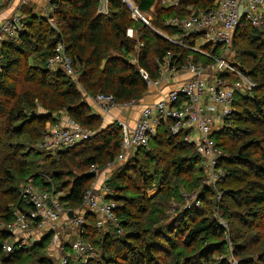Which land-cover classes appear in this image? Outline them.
I'll list each match as a JSON object with an SVG mask.
<instances>
[{
	"label": "trees",
	"instance_id": "trees-1",
	"mask_svg": "<svg viewBox=\"0 0 264 264\" xmlns=\"http://www.w3.org/2000/svg\"><path fill=\"white\" fill-rule=\"evenodd\" d=\"M129 1L141 14L151 16L149 26L136 22L122 0H108L106 15L97 14L98 0H59L50 14L56 29L46 18L29 15L25 7L20 10L26 15L25 31L0 48V223H13L17 209L33 212L21 196L20 185L30 179L35 186L49 187L36 173H46L55 190L65 193L59 201L73 210L82 206L83 195L94 182L91 168L95 166L100 172L117 157L120 127L115 122L102 127V118L92 113L83 99L85 94L111 97L115 105L137 102L148 89L139 69L157 79L159 62L166 56L169 66L177 69L190 58L204 64L213 62V57L172 44L167 37H176L180 30L166 22L210 10L217 0H178L169 7L160 5L163 0ZM132 27L137 40L127 35ZM262 30L264 23L258 30L242 19L233 35L232 48L241 56L238 63L256 88L236 95L234 113L211 135L215 145L228 155L217 165L225 171L223 179L215 189L205 186L193 146L183 142L182 133L171 134L169 121L162 124L148 147L132 150L128 162L114 169L104 183L116 203L117 227L106 222L99 229L96 215L86 213L83 238L97 252V258L88 264H231L232 258L238 264H264ZM193 43L192 39L188 42ZM58 44L64 46L77 74L76 82L62 69L52 70L45 64ZM134 57L136 64L130 62ZM62 112L94 134L43 157L46 153L39 144L46 125L57 122ZM37 159L45 164L34 163ZM70 165L81 172L74 176ZM32 174L34 177H29ZM193 192H197L200 206L184 209L182 193ZM174 204L178 206L176 214L170 215L168 210ZM218 217L227 223V229ZM11 237L8 230H0L4 263L32 264L35 255L45 253L49 242L45 236L32 249L14 250L6 257L1 247ZM40 259L37 261L44 264L52 261L47 256Z\"/></svg>",
	"mask_w": 264,
	"mask_h": 264
},
{
	"label": "built area",
	"instance_id": "built-area-1",
	"mask_svg": "<svg viewBox=\"0 0 264 264\" xmlns=\"http://www.w3.org/2000/svg\"><path fill=\"white\" fill-rule=\"evenodd\" d=\"M122 1L130 6L128 0ZM45 2L48 9L46 21L50 27L56 29L55 20L49 14H52L59 0H45ZM98 2L97 14L106 15L108 0H98ZM166 2H169L170 6L175 4V0L162 1L163 4ZM25 5L26 0H22L20 7ZM19 8L0 24V48L6 41H16L26 29V15H23ZM131 12L132 18L145 24L148 23L147 18L136 8H131ZM242 19H245L253 28L260 29L264 23V0H217L215 6L210 10L167 20V26L180 30L176 37L170 39L171 43L204 56L213 57V62L206 66L201 63L192 64L190 62L183 65L181 69L189 73L190 78L182 81L183 83L177 89L168 91L153 104L143 106L133 127L116 120L121 129L120 152L115 160L106 164L104 171L99 174L102 177L101 182L95 180L84 193L82 202L84 213H81L83 217L87 212H99L100 216L97 217V220H99L101 227L106 222L117 224L114 217L116 203L111 198L110 190L104 184L109 176L107 172H111L116 163H124L132 150L147 148L158 128L168 121L170 122L171 134L182 133L183 142L192 145L196 155L200 158V168L204 177L203 184L215 189L225 175V171L217 167L218 162L227 158L228 155L215 145L211 135L214 131L221 129L224 120L234 113L236 95L251 92L256 88V84L249 79L238 64H231L235 60L232 51V39L235 29ZM196 37L203 45L210 46L213 52L215 49L217 52L212 53L204 49V51H197L200 48L195 45ZM189 39L193 40V45L188 44ZM169 61L170 58L166 56L159 62V77L156 80H150L148 74L139 69V73L148 88L161 87L166 80L165 73H176L174 67L169 66V69H165L168 68ZM130 62L136 64L137 60L132 58ZM45 64L52 70L62 69L67 76L76 82L77 75L71 67L70 60L65 55L64 46L61 44L57 45L55 54L48 58ZM95 100L104 102V105L100 106L102 112L108 113L114 106L111 97L98 95ZM123 105L133 107L135 102L132 101L121 106ZM92 135V131L83 128L74 121H70L66 126H63L62 122H55L46 128L39 149L46 154H54L86 141ZM91 170L97 173L95 166ZM95 183H99L98 189H96ZM46 188L42 189L32 182L24 183L20 187L22 198L31 204L33 212L26 215L15 210L13 223L8 225L0 223V230H8L12 234L9 240L2 243L1 248L4 256H8L14 250L23 249L26 246L24 235L30 234L36 229H43L46 222L56 220L59 213L58 209L60 212L62 211L55 201L54 187ZM217 197L220 198V193H217ZM182 201L184 209L200 206L197 192L182 193ZM218 222L227 229V223L221 217H218ZM74 238L76 240L71 248L69 244L66 245V240L60 242V251L66 252L70 249V253L78 257L79 262L77 263L79 264H86L88 261L97 258L96 250L84 240L82 232L78 228ZM225 239L229 252H231L232 244L227 236ZM70 261L76 262L73 261V257L70 259L67 254L59 258V264H70ZM230 262L231 264H238V261L233 258Z\"/></svg>",
	"mask_w": 264,
	"mask_h": 264
},
{
	"label": "rangeland",
	"instance_id": "rangeland-1",
	"mask_svg": "<svg viewBox=\"0 0 264 264\" xmlns=\"http://www.w3.org/2000/svg\"><path fill=\"white\" fill-rule=\"evenodd\" d=\"M21 1L22 0H20L19 1V6H18V8L20 7V5H21ZM30 1L31 0H26V5L25 6H22V7H20L19 8V10H21L23 7H25L24 9L26 10H29V8L30 7H32L31 6V3H30ZM129 1V0H128ZM165 1V0H164ZM123 2V1H122ZM130 2V1H129ZM12 3V0H5V6L6 5H10ZM177 3H178V0H175V4H173V5H171V6H175V5H177ZM160 5H162V6H164V7H169L170 6V3L169 2H166V3H162V1H160ZM127 7L129 8V10L131 11V8H133L134 6H133V4H132V2H130V6H128L127 5ZM131 7V8H130ZM34 8V7H33ZM135 8V7H134ZM18 9H16V11H17ZM15 11V12H16ZM30 12H28V14L29 15H35V16H37L35 13H31V10H29ZM14 12V13H15ZM151 12H153V9H152V11ZM22 13V12H21ZM47 13V11H45V13L43 12V14H42V18L44 17V18H46V14ZM23 14V13H22ZM13 14H11L10 16H12ZM24 15V14H23ZM50 15V14H49ZM144 16H145V18H147L146 20H147V22H150V20H151V16L149 15V14H143ZM9 16V17H10ZM8 17V18H9ZM7 19V18H6ZM6 19H4V20H6ZM134 19V18H133ZM3 20V21H4ZM136 22L137 21H139V20H137V19H134ZM2 21V22H3ZM1 22V23H2ZM143 24H145L144 22H143ZM146 26H149V23H147V24H145ZM261 29V28H260ZM260 29H258V30H260ZM161 36H163V37H167L166 35L167 34H165V33H159ZM260 34H261V36H263L264 35V31L262 30L261 32H260ZM127 35H128V37H130V38H134V39H136L137 40V31H136V28H134V27H132V28H130V29H128V31H127ZM171 38V37H170ZM170 38H168L167 37V39L168 40H170ZM196 39H197V41H196V43H195V45H196V47H198V48H200L199 50H197V51H201V50H203L204 49V47H206L207 48V50L206 51H208V50H212V48L210 47V46H207V45H203L201 42H200V40L196 37ZM245 40L243 39L242 41H241V44L244 42ZM173 44V43H172ZM141 45V44H140ZM175 45H177V44H175ZM240 45V44H239ZM185 49V48H184ZM244 49L245 50H249V49H247L246 47H244ZM186 50H189V49H186ZM205 50V49H204ZM203 50V51H204ZM232 51H233V53H234V55H235V60L233 61V63H231L232 65H236V64H238L240 67H242L238 62H241V56H239V53H238V51L235 49V48H232ZM167 55H169V54H167ZM165 58V57H164ZM133 59H135V60H137L136 59V57H134ZM238 59V60H237ZM187 62H190V63H192V64H197V63H201L202 65H204V66H206V65H209V64H204V63H202V62H200V61H197V62H194L191 58L190 59H188L185 63H184V65L187 63ZM189 65H191V64H189ZM175 68V67H174ZM182 68V66L179 68V69H177V68H175L176 70H175V74H170L169 72L167 73V75L166 76H169V78H173L174 76H176L177 74L179 75H181V74H189V73H187V72H185L184 70H182L181 69ZM165 69H169V64H168V68H165ZM77 75V74H76ZM141 76V75H140ZM142 78V77H141ZM189 78H190V76H189ZM189 78H185V79H183V80H180V82L177 84V85H175L174 87L175 88H169V90L168 91H170V90H172V89H177L178 88V86L180 85V84H182L183 82L182 81H185V80H187V79H189ZM143 80V79H142ZM150 80H156V79H150ZM166 80H167V77H166ZM165 80V81H166ZM144 81V80H143ZM165 81L163 82V83H165ZM145 82V81H144ZM146 83V82H145ZM255 84V83H254ZM148 87V86H147ZM171 87V86H170ZM158 89V88H157ZM150 90V88H148L147 89V92ZM167 91V92H168ZM166 92V93H167ZM264 92V91H263ZM165 93V94H166ZM164 94V95H165ZM262 94V93H261ZM83 95V94H82ZM263 95V94H262ZM261 95V96H262ZM98 96V94L96 95V96H93V97H90V96H87L86 94L83 96V99H84V101H86V102H88L87 104L90 106V108H91V110H92V113L93 114H95V115H98V116H100L101 118H103L104 116H110V115H108V113H106V112H102L101 110H100V106H102V105H104V102H100V101H97V100H95L96 99V97ZM99 102V103H98ZM129 103V102H128ZM125 104V103H124ZM114 106H112L111 107V109L113 108V107H115V106H119V107H122V108H128V107H125L124 105L123 106H121V105H115V104H113ZM135 105H136V102H135ZM131 108V107H130ZM110 109V110H111ZM109 110V111H110ZM236 110H238L237 108H236ZM39 112L40 113H42V110H39ZM116 120H119V119H115L113 122H115L116 123ZM70 121H72L64 112H62V125L63 126H66V125H68V123L70 122ZM103 121V120H102ZM120 121V120H119ZM57 122H60V120L58 119V117H57ZM122 122V121H121ZM123 123V122H122ZM54 124V123H53ZM117 124V123H116ZM49 125H51L50 123H48L47 125H46V128L49 126ZM102 127H103V123H102ZM252 128V127H251ZM91 131V130H90ZM93 134H94V132H93ZM33 148H35L36 149V146H33ZM43 155V154H42ZM48 155H50V154H48ZM47 154H44L43 155V157H48L49 158V156H48ZM52 155H55V154H52ZM128 159H129V157H128ZM128 159L124 162V163H121V164H119V165H114V167H113V170L114 169H117V168H119V167H121V166H123V165H125L127 162H128ZM34 163H36V164H38V165H44L45 164V162L44 161H42V159H37ZM70 167H71V170H72V174L74 175V176H76V175H78L80 172H79V170L78 169H76V168H74V167H72L71 165H70ZM106 170V169H105ZM111 171V172H107V173H111V174H113V172L114 171ZM104 170H102V171H100V172H98L97 171V173H95V176H94V181L95 180H97L98 182H101V176H99V174L100 173H102ZM93 171L92 170H90V173H92ZM37 175H40L43 179H44V181H46V182H48V184L50 185V186H53L51 183H50V180L48 179V175L46 174V173H43V174H41V173H36ZM34 174H32V175H30L29 177H34L33 176ZM45 176V177H44ZM66 178H68V176L67 175H65V177H64V181H67V179ZM20 182L21 181H19V184H20ZM27 182H31V180L29 179L28 181H26V182H23L21 185H20V187L24 184V183H27ZM95 185L97 186L96 187V189H98L99 187H100V185H99V183L97 184V183H95ZM19 186V185H18ZM54 187V186H53ZM42 189H47L46 187H42ZM55 189V188H54ZM154 190V189H153ZM155 192H149V194L150 195H153ZM64 192H59V191H56L55 190V192H54V195H55V201H56V203L57 204H59V206H60V209L62 210L61 212L59 211V209H58V216H57V218H56V220L54 221V222H46L45 223V227L43 228V229H36V230H33V231H35V232H31L30 234H26V235H24L23 237L25 238L24 240L26 241V246L24 247V248H31L32 249V247L34 246V245H36L37 243H39V242H41L42 240H43V238L45 237V236H48V238H49V242H48V245H47V248H46V250H45V253L44 254H40V256L39 255H37V257H36V255H35V258H34V261H33V263L32 264H37V263H39V264H44V263H40V262H38L37 260L38 259H40V257H44V256H47L50 260H52V261H49V264H59V258L60 257H62V255H65V254H67L68 255V257L71 259V257H73V261H76L75 263H77V262H79V259H78V257L76 256V255H73V253H70V249L69 250H66V252L64 251V252H61L60 251V249H59V246H60V242H62L63 240H66V245L67 244H69L68 246L71 248V245L74 243V241L76 240L75 238H74V234L77 232V228L82 232V237H83V231H82V227H83V225H84V223H85V217H83L82 216V214L84 213L83 212V207L82 206H80V207H78V208H76V209H73V210H71L70 208H68V207H66L65 206V203H62V202H60L59 201V199L61 198V197H63L64 196ZM178 206L176 205V204H174L172 207H170V209L168 210V213L170 214V215H174V214H176L175 212H176V208H177ZM18 210V209H17ZM18 211H20V212H22V213H24V214H26V215H28L29 214V212L27 211V210H24V211H21V210H18ZM82 211V212H81ZM68 212H71L72 213V217L71 218H69V216H68ZM93 212V211H92ZM82 213V214H81ZM95 215H96V226H97V228H99V229H101V226H100V222H99V220H97V217L99 218V216H100V214H99V212H93ZM104 217V216H103ZM104 221H107V220H105L104 219ZM82 224V225H81ZM79 226V227H78ZM112 226H116L117 227V224L115 223V222H112ZM52 228V229H51ZM21 233V232H20ZM117 233L119 234L120 233V231H118L117 230ZM98 235V237L99 238H101V236L103 235L102 233H99V234H97ZM20 238H22V237H20ZM115 238H117V237H115ZM65 248V247H64ZM257 250L258 249H256L255 250V253L257 252ZM6 257H8V256H6ZM41 260V259H40ZM6 261V260H5ZM42 262V261H41ZM90 261H88V263H89ZM4 262H3V260H1V258H0V264H3ZM88 263H86V264H88ZM4 264H11V263H4ZM70 264H73L72 263V261H70ZM79 264V263H78Z\"/></svg>",
	"mask_w": 264,
	"mask_h": 264
},
{
	"label": "crops",
	"instance_id": "crops-1",
	"mask_svg": "<svg viewBox=\"0 0 264 264\" xmlns=\"http://www.w3.org/2000/svg\"><path fill=\"white\" fill-rule=\"evenodd\" d=\"M19 1L20 0H12V3L10 5L5 6V0H0V24L4 19L13 14L16 9H18ZM30 3L32 6L29 8V10H31V13H35L38 17L42 16L43 12L45 13V11H47L45 15L48 14L47 4L45 0H31ZM167 73L165 74L167 75ZM189 76L190 74H177L173 78H169V76H166L167 80L161 85V87H159L158 89H150L139 101L136 102L135 106L131 108H122L119 106L113 107L108 113V115L110 116H104L102 118L103 127L111 124L115 119H119L120 121L127 123L128 126L133 127L139 117V112L143 106L151 105L154 102L158 101L169 90V88H173L180 82V80L189 78ZM57 117L60 122H62V114H59Z\"/></svg>",
	"mask_w": 264,
	"mask_h": 264
},
{
	"label": "water",
	"instance_id": "water-1",
	"mask_svg": "<svg viewBox=\"0 0 264 264\" xmlns=\"http://www.w3.org/2000/svg\"><path fill=\"white\" fill-rule=\"evenodd\" d=\"M125 62H127V61L125 60ZM91 176H93V177H94V176H95V173H94V172H92V173H91ZM68 216H69V218H71V217H72V213H71V212H68Z\"/></svg>",
	"mask_w": 264,
	"mask_h": 264
}]
</instances>
